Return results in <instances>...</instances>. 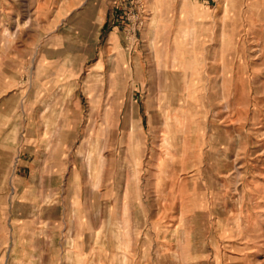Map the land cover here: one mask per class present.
I'll return each instance as SVG.
<instances>
[{"label":"rangeland","instance_id":"rangeland-1","mask_svg":"<svg viewBox=\"0 0 264 264\" xmlns=\"http://www.w3.org/2000/svg\"><path fill=\"white\" fill-rule=\"evenodd\" d=\"M8 2L42 10L0 24V264H74L94 200V264H264V0Z\"/></svg>","mask_w":264,"mask_h":264},{"label":"crops","instance_id":"crops-1","mask_svg":"<svg viewBox=\"0 0 264 264\" xmlns=\"http://www.w3.org/2000/svg\"><path fill=\"white\" fill-rule=\"evenodd\" d=\"M149 3L151 6V9H150V15H151V17H150L151 23L150 24H152L151 27H154L156 25L158 28H164L163 23H164L166 17L168 16L169 12L171 10H173L174 5L176 4V0H149ZM179 3H180V7H179V9L177 8V10L181 11L183 2H179ZM185 4H187V3H185ZM17 7H18L17 19L19 18V14H22V17L20 20V26H21V22L24 21L23 25H25L26 27L30 23L29 22L28 24H25L28 17L30 16L31 20H32L33 15L39 14V11L42 10V5H40V4L36 7L29 8L26 10L23 9V7H25V5L24 6L19 5ZM4 8L9 9L10 11L14 10V6L11 5L10 2H8V0H0V12L3 11ZM26 15L27 16L29 15V16L25 17ZM17 19H15L14 21H11V18H7L6 14H1L0 15V24H3L5 20H8L9 24H16V26H17ZM20 26L17 27V29L14 33H16L18 30H20ZM5 31H6V29H5ZM6 32H8V29ZM9 35H11V33ZM88 174H89V178H91L92 177V169L89 168ZM90 184L91 185L88 184L87 187L90 188L91 195L95 196L97 190L102 185L100 183L99 186H96L94 181H91ZM94 202H95V200H94ZM94 202L91 204L90 207L87 204L85 206L80 204V205H77L76 207H74L75 208L74 210L76 212V217H75L76 223L73 225L68 224V225L62 226V228H61L63 236L66 235V237H68V239H66V240H69V237H71V240H72L71 244L69 243V241L63 242L64 252H65L64 253V259H66V260L68 258L73 259L74 264H94L95 263L96 244H95L94 235H95V231H96L95 225L97 222L96 221L97 217H96V208H95ZM173 208L174 209L172 211L174 214L168 215L169 218L170 217L172 218V222H176V219H173V218H177V214L181 213L182 211L184 213L196 211V209H195L196 207L194 205L184 204V203L183 204L177 203ZM203 212H204V210H203ZM201 215L202 214H200V216ZM200 216L198 217V219L200 218ZM189 217H191V215H189ZM196 217L197 216H195L194 218H196ZM106 221L104 220L105 224H106ZM108 222L111 225L112 222L110 220ZM190 223H192V222H190ZM174 225L175 224H173L171 227H173ZM184 228H186V227H184ZM177 234H178V232H177ZM189 238L191 239L192 235H190ZM103 243H104V245H102L103 246L102 251L105 254V256L107 255V258H110L111 254H112V241L110 238H108V235L105 233H104ZM106 252H107V254H106ZM241 256H243V255H241Z\"/></svg>","mask_w":264,"mask_h":264},{"label":"bare ground","instance_id":"bare-ground-1","mask_svg":"<svg viewBox=\"0 0 264 264\" xmlns=\"http://www.w3.org/2000/svg\"><path fill=\"white\" fill-rule=\"evenodd\" d=\"M20 17V16H19ZM29 22H31V20L30 19H28L27 21H26V23L25 24H28ZM17 27H19V25L17 26ZM183 58V55H181V56H179L178 57V54L177 55H175L174 56V61H173V66H181V67H183V68H188L189 66V64L188 63H184V62H182V59ZM188 66V67H187ZM193 68V70H194V67H192ZM240 75V74H239ZM191 79V78H190ZM191 81V80H190ZM189 83V82H188ZM194 86V85H193ZM225 88H226V86H224V89L223 90H225ZM162 91V90H161ZM236 88H235V91H234V93L231 95V98H236L237 96H236ZM242 94V93H241ZM166 95H167V93H166ZM208 95V94H207ZM229 98H230V96H228ZM222 99V98H221ZM218 100V99H217ZM242 100V99H241ZM179 101V100H178ZM209 103H210V101H209ZM176 105V104H175ZM205 106V105H204ZM161 111V110H160ZM214 111H216V110H214ZM162 113V112H161ZM217 114V113H216ZM175 115H176V117L175 118H167V125L168 126H172V125H174V126H178V127H180V128H182V130H184V128L186 129L187 127H188V125L186 124V122H184L183 121V116L182 115H185L183 112H181V113H178V112H176L175 113ZM171 119L173 120V121H171ZM213 119V118H212ZM186 139V136L184 137V140ZM183 140V141H184ZM167 142V141H166ZM177 145H175V144H172L171 143V141H170V139H169V142H167V149L169 150L168 152H167V154H171L172 153V149L174 148V147H176ZM172 148V149H171ZM186 153V152H185ZM185 155H188V153H186ZM189 156V155H188ZM172 210H173V207H170L169 205L167 206V207H165L164 208V212L166 213V217H168V215L172 212ZM96 226V231H95V235H94V237H95V244H96V242L97 241H99V238H100V232H103V234L105 233V231H106V224H103V225H95ZM172 226V225H171ZM92 231V230H91ZM126 231V234H129V229H128V231L127 230H125ZM166 233L167 234H170V238L172 239L173 238V232L171 233V231L170 230H168V231H166ZM120 234H121V231H120ZM172 235V236H171ZM120 236V235H119ZM136 240H138V238H136ZM129 242H132L131 240H129ZM135 244H137V241H136V243ZM161 244H163V243H161ZM164 246H166V245H164ZM92 247V246H91ZM167 247V246H166ZM105 248V247H104ZM165 248V247H164ZM170 251V250H169ZM106 254H107V252H106Z\"/></svg>","mask_w":264,"mask_h":264}]
</instances>
